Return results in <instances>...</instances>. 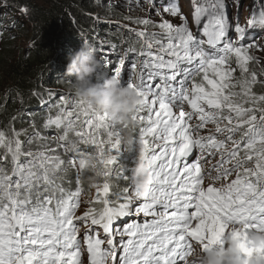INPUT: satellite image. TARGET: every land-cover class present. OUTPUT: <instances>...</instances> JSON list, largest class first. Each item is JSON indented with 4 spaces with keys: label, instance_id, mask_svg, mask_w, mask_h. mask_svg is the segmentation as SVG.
Masks as SVG:
<instances>
[{
    "label": "snow or ice",
    "instance_id": "6c2138e0",
    "mask_svg": "<svg viewBox=\"0 0 264 264\" xmlns=\"http://www.w3.org/2000/svg\"><path fill=\"white\" fill-rule=\"evenodd\" d=\"M192 3L198 34L184 16L179 26L138 18L134 24L160 31L129 29L143 38L140 52L133 49L119 64L110 56L101 60L143 99L134 119L149 153L147 192L137 193L133 185L111 190V179H129L117 163L119 129L126 126L72 94L49 90L44 105L56 108L45 130H59L58 140L46 139L34 125L30 135L0 130V264H83L81 240L89 264H196L189 259L194 245L204 252L222 249L226 238L238 241L244 264L264 261V246L250 240L253 232L264 231V92L255 91L264 78L250 71V62L259 58L250 53L256 45L245 43L254 25L249 19L246 30L239 23L242 4L233 19L226 0ZM164 4V13L180 14L172 0ZM260 8L264 12V0ZM99 49L105 57L102 41ZM137 58L139 82L131 75ZM209 124L213 130L203 135ZM89 157L102 167L103 182L93 186L94 200L77 216L79 173ZM209 160L215 163L205 169ZM69 169L76 173L75 189ZM125 218L132 222L119 223ZM80 225H87L82 236Z\"/></svg>",
    "mask_w": 264,
    "mask_h": 264
},
{
    "label": "trees",
    "instance_id": "16d2710c",
    "mask_svg": "<svg viewBox=\"0 0 264 264\" xmlns=\"http://www.w3.org/2000/svg\"><path fill=\"white\" fill-rule=\"evenodd\" d=\"M28 1L0 0V32L4 41L0 44V61H3L9 55H16V48L12 49L16 37L14 34H9L8 31L14 28L25 33L27 26L24 23L26 20L23 13H20L24 8L32 12L30 24L37 25L35 33L31 36L34 47L27 54L20 52L10 67L7 65L0 66L7 71V76L11 78L14 86L7 91L12 90L13 93H9L7 97H0V126H3L6 122H16L22 125L29 122V126L33 127L34 125L40 134L48 139L49 132L45 130L46 120L49 114L55 115L56 108L52 107L51 104L48 107L44 105L49 101V90L55 94L58 93V88H64L65 90L70 88L67 78L63 77L69 54L77 51L81 43L88 42L94 47L96 55L100 52L99 45L102 41L103 50L108 49L111 60L119 64L121 55L118 51L122 45L120 35L123 33L117 35L115 32L121 29L111 30V24L106 26V23L101 24V21L95 19V17H99L107 21L113 18L108 13L113 8L108 7L104 0H81L83 4L78 7H73L74 0H60L61 3L56 4L52 10L35 11L36 13L31 10L32 6ZM34 19H36V22ZM16 26H19V28H16ZM38 32L41 36L43 35L42 40L35 39ZM140 41L142 40L137 37L127 35L125 46L129 51L134 49L136 53H139L143 47V43ZM36 59L41 64L40 74L35 76L31 74L30 77L35 79L29 80L25 74L32 72L33 65L31 61ZM137 65V69L131 75L139 78L138 62ZM2 68H0V72L3 71ZM100 70L96 69L92 77L100 76ZM101 78H104V76ZM52 103H56L54 95ZM53 131L58 133V136H53L56 138L49 140H58L61 133L59 130ZM52 146L55 147L56 145L53 144ZM2 158L0 156V159ZM82 173L79 178V186L83 188V191H86V184L89 183L87 178L90 176H86L88 171ZM65 186L69 185L66 184ZM70 186L73 189L77 187L75 179L72 180ZM113 188V192L123 190L117 184ZM124 220L129 222L127 218L122 219L120 222Z\"/></svg>",
    "mask_w": 264,
    "mask_h": 264
},
{
    "label": "rangeland",
    "instance_id": "374dc122",
    "mask_svg": "<svg viewBox=\"0 0 264 264\" xmlns=\"http://www.w3.org/2000/svg\"><path fill=\"white\" fill-rule=\"evenodd\" d=\"M104 1H106V5L108 7L113 8V10L108 11L110 16H112L113 18H110V20H107V21L103 18L97 19V17H95V19L98 21H101V24L106 23V26H109V24H111V30L117 29V28L122 30V32H121V30H117L115 32L117 35H120L121 33H123L122 35H120V39L122 40V42H121L122 45L120 46V50L118 51L119 54L121 55V58L122 57L127 58V57H130V55H131V51H129L127 49V47L125 46V40H126L127 35L137 37L136 34L132 31H130L129 29H132V28L139 29V28H145L146 27V30L148 32L160 31L158 29V27L154 26L153 24H149L148 26L134 24L133 21H135L138 18H150L152 21L155 22L156 25H158L162 20L166 19L170 23H172L174 26H179L182 23L180 16H184L187 18L189 29L194 34H198L197 25L194 22V5L192 3V0H172V2L176 3L177 6L181 9L180 14L176 17H173L170 13H164L162 11L161 5L164 4V0H156V7L160 8L159 14H157L155 9L153 8L152 0H104ZM28 2L32 6L31 10H33L34 13H36L35 11L38 12L41 10H44V11L52 10L56 4L61 3L60 0H29ZM226 3H228L230 6V14L233 17V19H235L237 17V4L238 3L242 4V8L239 11V23L241 24V26L246 27V30H248L247 29V21L249 19H251L257 12H261L260 0H226ZM72 4H73V7H78L79 5L81 6L83 3L81 0H74V2ZM164 6H166V4H164ZM20 13H23V15H24L23 17L26 20L24 24H26L27 28L25 30V33L23 31L15 30L14 28L9 29V31H8L9 34H14L16 37L15 38L16 39L15 45L12 48V49L16 48V50H15L16 55L15 56L9 55L8 57L3 59L4 62L1 60L0 66H6L7 65L8 67H10L12 65V63L14 62V59H17V55L20 54V52H22L23 54H27L34 47V45L32 44L31 36L35 33V28L37 25L33 24V23L30 24V22H31L30 18H32V15H31L32 12L27 9V11L22 10ZM10 19H11V17H10ZM34 21L36 22V19H34ZM19 24H21V23H19ZM16 28H19V26H16ZM108 29L110 30L109 27H108ZM248 31H250V35L248 36L245 43L246 44L251 43L253 45H256L255 47L250 48V53L254 57L259 58L258 61L254 60V61L250 62V64H249L250 71H255L259 74V76L261 78H264V30H261V29L254 26L252 29H250ZM36 38H38V40H42L43 35L41 36L38 32L35 35V39ZM139 39L142 40L140 42L143 43V38H139ZM236 39L238 40V36H236ZM109 40H110V38H109ZM1 42L4 43L3 38H2V33L0 32V44H1ZM0 47H1V45H0ZM104 52L106 54L105 57H101L99 55V52L96 54L97 59L100 61V66L97 69H101L100 70L101 72L99 73L100 76L92 77L94 82L97 80H99L100 82H103V80L105 78L111 77L113 75V73H111L110 71L105 69L103 66H101V60L102 59L106 58L107 56L111 57V54H110L108 49H105ZM31 62L33 65L32 72L25 74L28 76L29 80L35 79L34 77L33 78L30 77L31 74L34 76L37 74H40L39 72H40V66H41L40 62L37 59L33 60ZM137 62L139 64V58L136 59V63ZM231 63H232L233 67H236L234 57L231 58ZM126 67H128V65H127V62L125 61V65H124L125 70H127ZM0 68H2V67H0ZM134 75H135V73H134ZM234 75L237 79L240 78V72H239L238 68H237V71L235 72ZM102 76H104V78H101ZM132 79L136 82H139V78H137V77H132ZM121 82L123 85H125V86L127 85L126 79L122 78ZM11 87H14L13 83L11 81V78L9 76H7V71L5 69H3V71L0 72V97H7L9 95V93H13L12 90H10V92H7L9 90V88H11ZM57 90H58V92L64 93L66 96L68 94H72L73 98H76L75 95L70 90H65L64 88H58ZM255 91L257 93L264 92V85H261L258 83L255 86ZM184 110L190 111V108L187 105H185ZM192 122H193V124H195L196 119L194 118ZM29 125H30L29 122L26 123V125H22L21 123H16V122H14V123L6 122V123H4L3 126H0V130L5 131L9 135H11V130L13 128L17 131L27 130V132L30 135L33 132L34 128L29 126ZM140 127H141V124L138 122V125L134 129H125L123 127H121L119 129L122 133L123 147L121 150V154L118 157L117 163L119 166H122L127 170V175L129 177V179L127 181L121 180L119 178L111 179L110 180L111 190L116 184L122 188L124 186H132V182L130 179V175H131L130 168L133 167L135 164L137 153L135 150L129 151L125 141L129 136H132V137L138 139V136H139L138 129ZM213 128H214V126L209 124L206 129L201 130V133L203 135H208L213 130ZM36 130H38V129H36ZM48 134H49V137H47L48 139H53V138H56L53 136H58V133H55L54 131H51ZM20 138L22 140L26 139V137L23 135H21ZM32 147L34 149L35 145H33ZM213 163H215L214 160H209L206 164H204V168L205 169L210 168ZM77 165H78V161H77ZM100 170L103 171L102 167H100ZM84 171H88V175L86 174V176L91 177L92 175H95L94 170L86 169ZM116 171L119 172L120 168L117 167ZM82 172L83 171H81L79 173V178H80V176H82V174H83ZM67 175L70 177H73V179H74L76 173L73 172L71 169H69ZM102 182H103V177L101 175L97 179L96 184H100ZM209 182H210V178L208 176H206L205 177V184L207 185ZM86 186H87L85 188L86 191H83L81 194V197H80L81 204L75 213L77 216L82 215L83 212H85L87 210V207L90 206L87 202L90 200H94V198H95V193H96L95 188L92 185H90V183H87ZM84 192H86V193H84ZM96 207L99 208L100 205H96ZM127 220H129V222H132V218H127ZM124 222H125V220L120 222V223L122 224ZM85 227H87V225H80V227H79V231L81 233V236L84 233ZM98 231H100L102 234V230L98 229ZM81 243H83L82 240H81ZM194 247H197V246L194 245ZM82 257H83V263L89 264V261L87 259V255H86V250L83 247V245H82ZM189 259H194V258L191 256Z\"/></svg>",
    "mask_w": 264,
    "mask_h": 264
},
{
    "label": "clouds",
    "instance_id": "9594fccd",
    "mask_svg": "<svg viewBox=\"0 0 264 264\" xmlns=\"http://www.w3.org/2000/svg\"><path fill=\"white\" fill-rule=\"evenodd\" d=\"M251 20L255 27L264 30V12H257ZM67 60L63 77L67 78L69 90L76 98L87 101L100 112L108 113L115 123L126 126V129H134L138 125L134 116L143 104L142 97L134 87L123 85L115 75L105 78L103 82L93 81L92 76L100 66V61L90 43H81L79 49L69 54ZM125 143L129 151L135 150L137 153L135 164L130 168L134 190L137 193L147 192L151 181L148 150L139 139L132 136ZM83 165L85 169L94 170L95 175L87 180L90 185L95 186L102 174L96 158H87ZM250 240L257 248L264 246V231L253 232ZM192 257L196 264H244L238 241L231 238H226L222 249L214 248L204 252L199 246L194 247ZM257 264H264V261H258Z\"/></svg>",
    "mask_w": 264,
    "mask_h": 264
}]
</instances>
